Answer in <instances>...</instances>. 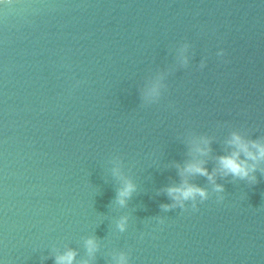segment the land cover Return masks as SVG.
Segmentation results:
<instances>
[{
	"label": "water",
	"instance_id": "1",
	"mask_svg": "<svg viewBox=\"0 0 264 264\" xmlns=\"http://www.w3.org/2000/svg\"><path fill=\"white\" fill-rule=\"evenodd\" d=\"M234 135L264 145V0H0V264H264Z\"/></svg>",
	"mask_w": 264,
	"mask_h": 264
},
{
	"label": "clouds",
	"instance_id": "2",
	"mask_svg": "<svg viewBox=\"0 0 264 264\" xmlns=\"http://www.w3.org/2000/svg\"><path fill=\"white\" fill-rule=\"evenodd\" d=\"M231 143L237 148V151L234 152L231 156L221 157L220 165L222 169L225 170L226 173L231 174L236 177H240L241 179L249 176L250 171H255V168H250L246 161H242L239 159L241 152L245 154L247 159L249 160H257L264 159V145H259L256 143H252L251 147L257 150V154H254L249 150V146L245 144L239 136H233ZM189 173H195L203 176H207L209 180H212L213 177L208 174L207 170L200 165L193 164L189 165L186 169ZM254 179V177H253ZM221 187H217V191H222ZM133 191V186L129 184L121 193V197H127ZM169 195L173 196L176 200H187L189 198H195L196 195L201 196L202 198L206 196L205 192L197 187L186 185L184 188H170L168 190ZM122 204L123 200L120 201ZM121 229L123 230V225H121ZM89 250L91 251L94 247V242L88 241ZM74 258V253H68L66 256L58 257L57 264H72V260Z\"/></svg>",
	"mask_w": 264,
	"mask_h": 264
}]
</instances>
